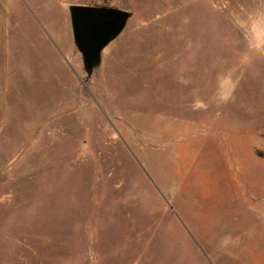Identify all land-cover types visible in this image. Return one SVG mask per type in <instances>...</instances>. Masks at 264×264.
<instances>
[{
  "label": "rangeland",
  "instance_id": "rangeland-1",
  "mask_svg": "<svg viewBox=\"0 0 264 264\" xmlns=\"http://www.w3.org/2000/svg\"><path fill=\"white\" fill-rule=\"evenodd\" d=\"M0 264H264V0H0Z\"/></svg>",
  "mask_w": 264,
  "mask_h": 264
},
{
  "label": "water",
  "instance_id": "water-1",
  "mask_svg": "<svg viewBox=\"0 0 264 264\" xmlns=\"http://www.w3.org/2000/svg\"><path fill=\"white\" fill-rule=\"evenodd\" d=\"M73 43L81 55L86 77L99 66L102 51L124 30L130 13L104 7H69Z\"/></svg>",
  "mask_w": 264,
  "mask_h": 264
},
{
  "label": "trees",
  "instance_id": "trees-1",
  "mask_svg": "<svg viewBox=\"0 0 264 264\" xmlns=\"http://www.w3.org/2000/svg\"><path fill=\"white\" fill-rule=\"evenodd\" d=\"M105 8V7H104Z\"/></svg>",
  "mask_w": 264,
  "mask_h": 264
}]
</instances>
